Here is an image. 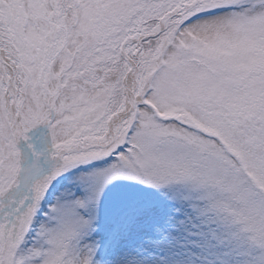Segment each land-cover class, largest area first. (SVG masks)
I'll list each match as a JSON object with an SVG mask.
<instances>
[{
  "label": "snow or ice",
  "instance_id": "snow-or-ice-1",
  "mask_svg": "<svg viewBox=\"0 0 264 264\" xmlns=\"http://www.w3.org/2000/svg\"><path fill=\"white\" fill-rule=\"evenodd\" d=\"M0 264H264V0H0Z\"/></svg>",
  "mask_w": 264,
  "mask_h": 264
}]
</instances>
